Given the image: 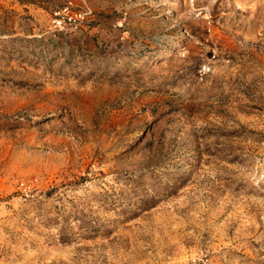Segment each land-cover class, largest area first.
<instances>
[{"label": "rangeland", "instance_id": "1", "mask_svg": "<svg viewBox=\"0 0 264 264\" xmlns=\"http://www.w3.org/2000/svg\"><path fill=\"white\" fill-rule=\"evenodd\" d=\"M0 264H264V0H0Z\"/></svg>", "mask_w": 264, "mask_h": 264}, {"label": "built area", "instance_id": "2", "mask_svg": "<svg viewBox=\"0 0 264 264\" xmlns=\"http://www.w3.org/2000/svg\"><path fill=\"white\" fill-rule=\"evenodd\" d=\"M60 14L61 13H55V16L56 18L53 20V24L56 26V27H60L61 23H64L63 21L60 20ZM71 19H69L70 21ZM205 69V68H204Z\"/></svg>", "mask_w": 264, "mask_h": 264}]
</instances>
